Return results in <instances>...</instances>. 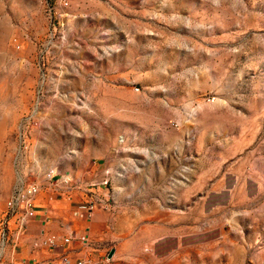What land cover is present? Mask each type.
<instances>
[{
    "label": "rangeland",
    "instance_id": "rangeland-1",
    "mask_svg": "<svg viewBox=\"0 0 264 264\" xmlns=\"http://www.w3.org/2000/svg\"><path fill=\"white\" fill-rule=\"evenodd\" d=\"M97 133L189 202L239 180L216 218L264 249V0H0V206Z\"/></svg>",
    "mask_w": 264,
    "mask_h": 264
},
{
    "label": "crops",
    "instance_id": "crops-1",
    "mask_svg": "<svg viewBox=\"0 0 264 264\" xmlns=\"http://www.w3.org/2000/svg\"><path fill=\"white\" fill-rule=\"evenodd\" d=\"M120 139L97 133L78 161L40 170L27 184L39 188L34 218L23 223V211L0 206V264H264V249L251 244L244 228L227 230L216 218L239 180L191 181L216 190L189 202L171 195L169 182L155 186L122 174ZM135 150L142 162L136 171H151L148 148ZM168 151L161 172L176 165L165 161ZM51 170L56 174L48 178Z\"/></svg>",
    "mask_w": 264,
    "mask_h": 264
},
{
    "label": "built area",
    "instance_id": "built-area-1",
    "mask_svg": "<svg viewBox=\"0 0 264 264\" xmlns=\"http://www.w3.org/2000/svg\"><path fill=\"white\" fill-rule=\"evenodd\" d=\"M55 174L56 171L51 170L47 176L51 178ZM38 191L39 188L36 185H23L14 191L7 203V207L11 213L19 210L24 212L23 223L35 217L34 198L38 194ZM51 243L53 244L54 241L51 240Z\"/></svg>",
    "mask_w": 264,
    "mask_h": 264
}]
</instances>
